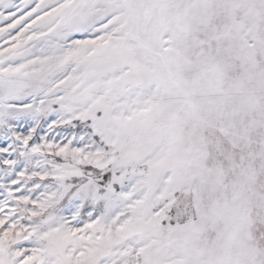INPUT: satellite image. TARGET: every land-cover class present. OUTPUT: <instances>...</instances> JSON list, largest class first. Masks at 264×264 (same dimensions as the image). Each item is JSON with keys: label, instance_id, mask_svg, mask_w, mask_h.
I'll list each match as a JSON object with an SVG mask.
<instances>
[{"label": "snow or ice", "instance_id": "snow-or-ice-1", "mask_svg": "<svg viewBox=\"0 0 264 264\" xmlns=\"http://www.w3.org/2000/svg\"><path fill=\"white\" fill-rule=\"evenodd\" d=\"M0 264H264V0H0Z\"/></svg>", "mask_w": 264, "mask_h": 264}]
</instances>
